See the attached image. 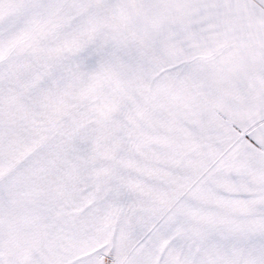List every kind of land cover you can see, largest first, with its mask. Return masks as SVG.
<instances>
[{"label": "snow or ice", "instance_id": "snow-or-ice-1", "mask_svg": "<svg viewBox=\"0 0 264 264\" xmlns=\"http://www.w3.org/2000/svg\"><path fill=\"white\" fill-rule=\"evenodd\" d=\"M0 264H264V0H0Z\"/></svg>", "mask_w": 264, "mask_h": 264}]
</instances>
